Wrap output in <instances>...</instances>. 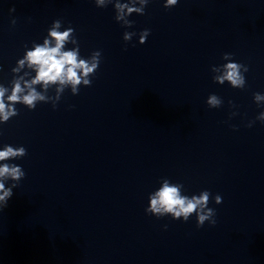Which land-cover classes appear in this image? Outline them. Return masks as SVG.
Returning <instances> with one entry per match:
<instances>
[{
  "label": "water",
  "instance_id": "1",
  "mask_svg": "<svg viewBox=\"0 0 264 264\" xmlns=\"http://www.w3.org/2000/svg\"><path fill=\"white\" fill-rule=\"evenodd\" d=\"M164 2L149 0L127 28L113 4L0 0L5 87L35 77L11 69L56 20L75 30L79 58L101 53L91 86L34 85L51 99L16 104L0 123V148L27 150L9 161L26 175L0 211V264H264V101L253 99L264 94V0ZM125 31L136 35L125 42ZM224 53L248 66L245 88L213 81ZM211 94L221 107H208ZM164 178L184 195L208 190L216 224L146 214Z\"/></svg>",
  "mask_w": 264,
  "mask_h": 264
},
{
  "label": "clouds",
  "instance_id": "2",
  "mask_svg": "<svg viewBox=\"0 0 264 264\" xmlns=\"http://www.w3.org/2000/svg\"><path fill=\"white\" fill-rule=\"evenodd\" d=\"M95 5L100 8L107 7L113 4L115 10L114 19L117 22L124 21L121 24L123 27L130 28L133 26V21L128 17L132 14L144 15L145 7L149 0H94ZM178 0H165L163 7L169 9L175 7ZM14 11V9L10 10ZM15 24V20L12 21ZM62 22L56 20L48 29L47 36L44 38L43 44L36 43L21 59L17 61L13 73L19 72L25 67L35 70V77L31 80H25L24 77H15L11 81V87H5L0 84V123L8 122L12 117L17 116L18 110L16 104H22L29 110H34L38 101L47 102L51 98L45 97L36 90L34 85H42L45 90L52 84L59 82L61 85L71 84L72 92L78 94L79 88L77 85L83 83L84 86H91L90 77L95 75L100 65L101 53L94 51L88 58H79V45L74 36V29L68 27L61 31ZM150 34L149 29H144L139 33V43L144 44ZM135 32L125 31L123 40L131 41ZM67 43L76 44L77 47L71 50H63ZM231 53H224L222 59L226 63L222 65H214L211 67L213 81L223 85L226 82L236 89H243L246 85L244 73L248 72L249 68L246 64L234 62ZM27 75V73H25ZM23 81V86L22 82ZM63 89H57L61 92ZM6 97V93H9ZM254 102L260 106L264 101V94L259 92L253 93ZM59 101V96L52 102L53 108L56 107ZM207 105L209 108H219L223 104V100L215 94L208 96ZM232 105V101H229ZM235 107V105H232ZM231 115H236L235 112ZM256 120L264 122V111H261L256 117ZM255 121H250L247 125L251 127ZM27 155V150L23 146L13 147L5 144L0 148V211H3L8 206V201L13 196L19 182L25 177V171L17 164L9 163L11 160L20 159ZM9 182H11L9 184ZM8 185V186H6ZM183 184L172 183L169 179L164 178L162 186L159 187L154 194H149V203L145 209L146 214H150L157 218L170 216L173 220H182L187 222L190 217L195 215L197 228L203 227L207 222L209 225L216 224V212L213 208L208 207L210 203L211 193L208 190L201 191L198 195H184L181 193ZM214 201L217 205L222 203V197L216 195ZM167 229V225H164Z\"/></svg>",
  "mask_w": 264,
  "mask_h": 264
}]
</instances>
